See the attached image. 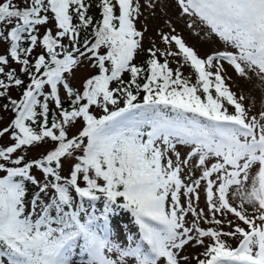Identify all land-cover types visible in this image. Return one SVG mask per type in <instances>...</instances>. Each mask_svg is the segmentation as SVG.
I'll list each match as a JSON object with an SVG mask.
<instances>
[{"label":"snow or ice","instance_id":"1","mask_svg":"<svg viewBox=\"0 0 264 264\" xmlns=\"http://www.w3.org/2000/svg\"><path fill=\"white\" fill-rule=\"evenodd\" d=\"M253 77L264 0H0V264H264Z\"/></svg>","mask_w":264,"mask_h":264},{"label":"rangeland","instance_id":"2","mask_svg":"<svg viewBox=\"0 0 264 264\" xmlns=\"http://www.w3.org/2000/svg\"><path fill=\"white\" fill-rule=\"evenodd\" d=\"M163 21H160V24H162ZM156 25L154 22L149 21V27L154 28ZM190 43H196L195 41H189ZM197 49L200 51L201 56L204 55V51L207 50L209 48V45L207 44H196ZM215 47V46H212ZM171 67H173V69H175L177 67V65L175 63L171 64ZM182 71L184 72V74H188L189 75V69L188 68H184L182 69ZM229 75H233V79H235L234 74H232L231 69H229ZM230 84L232 83L231 81H228ZM256 85H260V87H256ZM242 88L243 91L245 93V95H248L250 92L253 96H255L257 98V100H259V96L261 93V89H264V83L260 82L257 78L253 77L252 81H250L247 84H242ZM232 90L234 92H238V89L233 86ZM15 95V93H14ZM245 104H249L248 100H245ZM5 116V121H7L8 119V114H3ZM201 207H203V202H201ZM130 217L125 216L124 218L121 219V223H125L127 220H129ZM189 251H199V249H189Z\"/></svg>","mask_w":264,"mask_h":264},{"label":"trees","instance_id":"3","mask_svg":"<svg viewBox=\"0 0 264 264\" xmlns=\"http://www.w3.org/2000/svg\"><path fill=\"white\" fill-rule=\"evenodd\" d=\"M186 76L188 75V74H185Z\"/></svg>","mask_w":264,"mask_h":264}]
</instances>
